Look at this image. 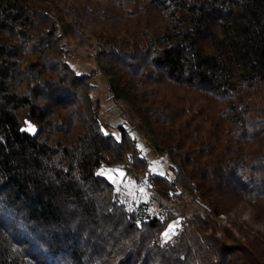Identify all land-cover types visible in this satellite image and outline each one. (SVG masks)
Segmentation results:
<instances>
[{"label":"trees","instance_id":"trees-1","mask_svg":"<svg viewBox=\"0 0 264 264\" xmlns=\"http://www.w3.org/2000/svg\"><path fill=\"white\" fill-rule=\"evenodd\" d=\"M86 21L168 155L172 177L148 179L198 205L163 243L175 214L127 208L99 172L147 161L64 60ZM238 203L264 220V0H0V264H264V233L216 235Z\"/></svg>","mask_w":264,"mask_h":264},{"label":"rangeland","instance_id":"rangeland-1","mask_svg":"<svg viewBox=\"0 0 264 264\" xmlns=\"http://www.w3.org/2000/svg\"><path fill=\"white\" fill-rule=\"evenodd\" d=\"M89 25L90 23L86 21L85 26L81 29V35L62 37L65 49L64 60L76 73L86 74L89 77L92 85L90 93L92 100L97 103L101 130L120 139L119 125H123L128 130L140 154L147 161L143 168H133L127 162H118L104 165L99 169V172L113 184L127 208L134 209L140 203L145 202L146 210L151 216L162 218L168 212L175 214V217L160 232L159 243H163L172 239L180 229V222L187 218L198 205L186 192L179 190L174 193V191L158 186L148 179V176L153 174L172 177L168 155L158 145L149 125L129 107L125 100L117 99L111 93L107 66L98 53L102 44L89 32ZM30 126L28 124L25 129H29ZM173 196L176 200L175 204L171 205ZM249 209L245 203H238L228 213L213 217L219 227L216 235L220 234V228L226 227L239 236L232 227V223H238L250 231L264 233V220L255 221L252 219ZM170 225L174 226L173 231L169 233L170 238H166L164 233L169 231ZM23 264L37 263L25 260Z\"/></svg>","mask_w":264,"mask_h":264},{"label":"snow or ice","instance_id":"snow-or-ice-1","mask_svg":"<svg viewBox=\"0 0 264 264\" xmlns=\"http://www.w3.org/2000/svg\"><path fill=\"white\" fill-rule=\"evenodd\" d=\"M26 130L35 131V129L31 128V126L29 127V129H26ZM173 227H174V226L170 225V226H169V231L164 233V236H165L166 238H170V237H169V233H172V231H173ZM173 234H174V233H173Z\"/></svg>","mask_w":264,"mask_h":264},{"label":"built area","instance_id":"built-area-1","mask_svg":"<svg viewBox=\"0 0 264 264\" xmlns=\"http://www.w3.org/2000/svg\"><path fill=\"white\" fill-rule=\"evenodd\" d=\"M104 164H102L101 166H103ZM175 200H176V198L173 196V197H171V205H174L175 204Z\"/></svg>","mask_w":264,"mask_h":264}]
</instances>
